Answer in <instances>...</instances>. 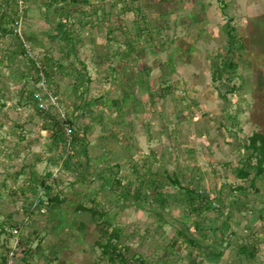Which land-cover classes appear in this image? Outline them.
I'll use <instances>...</instances> for the list:
<instances>
[{
	"label": "rangeland",
	"instance_id": "rangeland-1",
	"mask_svg": "<svg viewBox=\"0 0 264 264\" xmlns=\"http://www.w3.org/2000/svg\"><path fill=\"white\" fill-rule=\"evenodd\" d=\"M255 132L264 0H0V264H264Z\"/></svg>",
	"mask_w": 264,
	"mask_h": 264
},
{
	"label": "built area",
	"instance_id": "built-area-1",
	"mask_svg": "<svg viewBox=\"0 0 264 264\" xmlns=\"http://www.w3.org/2000/svg\"><path fill=\"white\" fill-rule=\"evenodd\" d=\"M23 27V18L21 16V14H19V16L17 17L15 24H14V29H13V33L17 36H19L22 39V44H23V52L25 54V58L28 61V65L32 66L34 68V71L37 74V84L39 87V91L35 94V98L38 100V102L40 103V108L42 111H46L48 110V102H50V104L58 106L59 107V97L57 95H54L53 91L51 90V88L48 86V77H47V73L45 71V66L43 63V60L41 57L38 56V54L35 53V51L33 50L32 46L29 45L27 43V41L24 38V34L22 31ZM33 81V79H31ZM44 95V98H43ZM63 128H64V133H65V143H66V153H71L73 150V144H74V140H73V136L75 134L76 131V126L74 124H70L68 122H65L63 124ZM68 155V154H67ZM41 197L39 196V200L36 201V203L33 205L32 207V211L33 210H39L42 213H47V209L44 206H39L41 203L40 199ZM215 204V203H214ZM216 205V204H215ZM228 208L226 213H228ZM29 219V217H27V220ZM5 230H8L10 233H12L15 236H18L21 233L22 227L21 226H15V227H11V228H6Z\"/></svg>",
	"mask_w": 264,
	"mask_h": 264
},
{
	"label": "trees",
	"instance_id": "trees-1",
	"mask_svg": "<svg viewBox=\"0 0 264 264\" xmlns=\"http://www.w3.org/2000/svg\"><path fill=\"white\" fill-rule=\"evenodd\" d=\"M232 30H229L230 39H229V53L231 57H234L235 50H236V41L237 39L233 34H231ZM232 62V59L230 60ZM230 62V65H231ZM246 147L251 151L250 158L248 159L249 162L245 163V165L239 170L238 175L240 177H247L250 175V170L256 171V174L261 175L264 173V133L261 132H255L253 135L249 137V143L246 145ZM253 160L255 162L251 163ZM175 184L180 185L178 179L172 180ZM156 186V184H155ZM196 195L200 197L198 194V191L196 189H189L187 188V196L189 203H193ZM226 213V212H225ZM191 242L196 243L195 240H193L192 237H190ZM114 250H117V248L114 246ZM243 251H246L245 248H243Z\"/></svg>",
	"mask_w": 264,
	"mask_h": 264
}]
</instances>
